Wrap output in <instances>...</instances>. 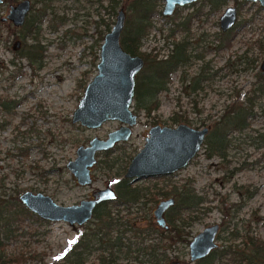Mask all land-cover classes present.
Instances as JSON below:
<instances>
[{
	"label": "rangeland",
	"instance_id": "374dc122",
	"mask_svg": "<svg viewBox=\"0 0 264 264\" xmlns=\"http://www.w3.org/2000/svg\"><path fill=\"white\" fill-rule=\"evenodd\" d=\"M18 1L4 0L0 19ZM121 3L123 6L128 0ZM230 5L237 8L238 17L230 32L234 36L226 46L225 39L230 36L222 35L219 16ZM106 6L107 0L100 7L94 0H55L37 36L41 57L32 64L27 57L17 54L23 44L20 29L0 20V102L9 101L7 104L12 108V115L0 108V124H5L0 127V178L6 192L18 195L24 191L41 192L58 204L72 205L89 198L97 189L106 186L114 189L131 157L142 148L150 127L185 123L211 130L224 105L249 94L255 86L264 59V55L259 57V45L264 46V8L245 0H227L216 10L199 0L178 8L172 16H163L161 0L140 51L164 59L174 42L185 38L193 56L190 64L171 74L167 89L157 97L158 109L150 115L136 110L132 102L137 121L130 137L107 151L98 152L91 167L92 183L79 185L66 167L75 158L76 148L87 145L93 137L104 139L121 124L106 120L99 127L88 128L72 122V113L84 88L96 74L103 36L115 22L116 15L109 13ZM99 19L109 23V30ZM182 21L187 22V27L177 25ZM16 41L20 42L18 48H14ZM27 43L34 42L28 39ZM146 64L144 60L138 74L146 70ZM201 69L206 76L200 83L201 89L184 90L180 77L189 82ZM256 94L251 125L246 131L232 135V144L224 158L207 157L203 145L184 168L168 176L142 178L132 184L164 191L191 185L204 202L194 214L196 217L184 227V234L192 238L206 226L219 224L218 252L230 249L250 254L258 241L264 242V147H258L264 140V92ZM168 196H160L157 202L147 206L152 223H155L152 210ZM129 216H138L137 224L146 226L141 211ZM36 217L26 219L20 231L22 235L12 245L32 256L25 264H59L60 255L91 226L89 222L70 226L67 222ZM246 240L255 242V246L250 242L245 244ZM166 252L172 260L195 264L189 261L187 246L172 244ZM216 256L217 253L213 255ZM84 264H97L96 253L88 256ZM117 264H126V260ZM213 264L233 263L226 256Z\"/></svg>",
	"mask_w": 264,
	"mask_h": 264
},
{
	"label": "trees",
	"instance_id": "16d2710c",
	"mask_svg": "<svg viewBox=\"0 0 264 264\" xmlns=\"http://www.w3.org/2000/svg\"><path fill=\"white\" fill-rule=\"evenodd\" d=\"M31 9L24 24L19 28L22 37L20 55L28 58L29 63L37 61L41 57L39 46V32L44 17L52 9L55 0H30ZM91 1V0H87ZM99 7L103 0H94ZM124 1V0H123ZM227 0H204L205 3L219 9ZM4 2V1H3ZM122 0H107L108 10L116 15L121 8ZM161 0H128L125 5L124 28L120 35L122 48L131 55H139L147 60L146 70L138 74L134 90V108L150 115L159 107L158 95L167 89L170 76L178 69L188 66L193 57L186 39L183 38L174 42L172 49L166 57L156 59L140 51L142 39L149 33L153 25V17L158 13ZM39 5L38 8L36 6ZM127 11V12H126ZM98 21V20H97ZM96 21V23H97ZM99 23L105 24L109 30V23L99 19ZM187 22H180L178 26H184ZM186 26V25H185ZM187 27V26H186ZM234 29V28H233ZM233 29L222 32L223 36H230L225 39V45L230 44L234 34ZM174 35V32H173ZM32 40L34 43L28 44ZM259 55H264V46L259 45ZM259 56V57H260ZM205 70L192 77L189 82L185 77H180V83L184 90L190 92L201 89L200 83L206 79ZM188 84H185V82ZM264 92V71L256 74V84L252 90L236 97L231 103L225 104L219 119L213 124L211 130L205 137L203 145L206 147V156L214 155L224 158L232 144V135L246 131L255 116L254 106L256 93ZM175 121L179 122L180 119ZM260 137V136H259ZM263 143V144H262ZM258 147H264V140ZM262 144V145H261ZM0 264H25L28 258L25 252L12 245L22 235L24 222L34 214L29 212L18 200L17 192H6L3 178H0ZM116 200L109 203H101L94 210L91 226L81 233L71 248L60 255L59 264H84L85 259L96 253L97 264H117L119 260H126V264H166L171 259L166 250L172 244L187 246L189 238L184 234V227L189 224L204 198L198 195L191 187H181L169 191L141 188L132 186L126 179H120L116 185ZM180 189V190H179ZM176 190V192H174ZM173 195L174 205L166 212V223L168 229L163 230L155 223H152L150 210L147 206L155 203L160 196ZM112 204L116 208L108 207ZM121 206V208H120ZM135 207V210L131 209ZM141 209V210H140ZM124 211L127 216H123ZM143 213L146 226L138 223V216L129 218L131 214ZM37 218V217H36ZM39 219V218H37ZM189 219V221H187ZM132 221V222H131ZM255 242L246 240L245 244ZM253 253L247 254L244 251H231L224 249L221 252L213 251L208 257L197 261L195 264H213L215 260L221 262L229 256L233 264H264V242L258 241ZM217 253L214 258L213 255Z\"/></svg>",
	"mask_w": 264,
	"mask_h": 264
},
{
	"label": "water",
	"instance_id": "95a60500",
	"mask_svg": "<svg viewBox=\"0 0 264 264\" xmlns=\"http://www.w3.org/2000/svg\"><path fill=\"white\" fill-rule=\"evenodd\" d=\"M3 1L0 0V5ZM196 1L198 0H163L161 14L170 16L176 7ZM246 1L258 2L264 8V0ZM125 5L119 8L115 22L103 36L96 74L86 84L72 113L73 123L79 122L88 128L99 127L106 120H117L121 123L118 128L108 132L104 139L93 137L87 145H79L75 151V158L67 162V169L81 186L92 183L91 167L97 161L96 154L111 149L120 141H126L137 121V115L132 111L131 106L135 78L144 67V59L139 55L129 54L120 44L126 16ZM30 9V0H19L8 7L6 16L0 20L9 21L15 28H20ZM236 19V8L227 6L219 18L220 30L226 32L232 28ZM260 69L264 71V59ZM208 132L207 126L194 128L185 123L174 127L161 125L150 127L142 148L131 157L123 177L137 180L169 175L182 169L198 154ZM115 199V192L108 186L94 191L91 199H82L72 205L58 204L41 192L24 191L18 195L20 203L35 216L50 222H67L70 226L87 223L97 204ZM174 203V198L169 197L156 204L152 213L158 227L167 228L164 213ZM218 229L219 226L215 223L194 235L188 245L190 263L204 259L217 248ZM167 264L183 263L179 259H173Z\"/></svg>",
	"mask_w": 264,
	"mask_h": 264
},
{
	"label": "flooded vegetation",
	"instance_id": "af4514ba",
	"mask_svg": "<svg viewBox=\"0 0 264 264\" xmlns=\"http://www.w3.org/2000/svg\"><path fill=\"white\" fill-rule=\"evenodd\" d=\"M198 1H199V0H198ZM245 1H246V0H245ZM196 2H197V1H196ZM247 2H248V1H247ZM194 3H195V2H194ZM194 3H192V4H194ZM253 3H258V2H253ZM192 4H191V5H192ZM187 5H190V4H187ZM187 5H184V6H187ZM258 5L260 6L259 3H258ZM230 6H231V5H230ZM181 7H183V6H181ZM234 7H235V6H234ZM260 7H261V6H260ZM178 8H180V7H176L175 10L173 11V13H174ZM235 8H236V7H235ZM261 8H263V7H261ZM223 11H224V10H223ZM173 13H172V15H173ZM222 13H223V12H222ZM222 13H221V15H222ZM236 14H237V17H238L237 8H236ZM172 15H170V16H172ZM221 15H220V16H221ZM220 16H219V18H220ZM236 23H237V19H236V22H235L234 26H233L232 28H230L229 30L233 29V28L235 27ZM220 31H221V30H220ZM227 31H228V30H227ZM227 31H226V32H227ZM221 32H222V31H221ZM186 43H187V46H188V42H187V41H186ZM19 44H20V42H19V41H16L15 44H14V48H18V47H19ZM17 54L20 55L19 52H17ZM22 56H23V55H22ZM259 56H260V55H259ZM260 64H261V63H260ZM259 69H260V66H259ZM260 71H262V70L260 69ZM7 102H9V101H7ZM7 102H6V100H3L2 102H0V108H1L6 114L12 115V108L7 104ZM4 125H5V124H0V127L2 128ZM115 145H116V144H115ZM24 154H25V153H24V151H23V155H24ZM92 167H93V166H92ZM126 168H127V167H126ZM183 168H184V167H183ZM91 169H92V168H91ZM125 170H126V169H125ZM124 172H125V171H124ZM175 172H176V171H175ZM123 174H124V173H123ZM172 174H173V173H172ZM169 175H170V174H169ZM161 176H168V175H161ZM153 177H159V176H153ZM147 178H149V177H147ZM122 179H126V178L123 177ZM140 179H142V178H140ZM126 180H128V181L130 182V184L132 185L134 181H137V180H139V179H137V180L126 179ZM117 183H118V181H117ZM117 183L115 184V188H114V189L111 188V189L115 192V194L117 193V188H116ZM132 186H134V185H132ZM136 186H137V185H136ZM108 187H110V186H108ZM138 187H139V186H138ZM92 193H93V192H92ZM92 193L90 194V197L87 198V199H91V198H92ZM116 196H117V194H116ZM167 196H168V195H167ZM169 197H172V198H174V200H175V197H174V196H171V195L168 196V197H166V198H169ZM166 198H164V199H166ZM115 200H116V199H115ZM115 200H113V201H115ZM113 201H104V202H101V203H109V202H113ZM158 202H159V201H158ZM101 203H99V204H101ZM99 204H97V206H98ZM97 206H96V207H97ZM96 207H95V209H96ZM170 208H171V207H170ZM170 208H169V209H170ZM95 209H94V210H95ZM169 209H168V210H169ZM198 209H199V208H198ZM168 210H167V211H168ZM167 211H166V212H167ZM152 212H153V210H152ZM166 212L164 213V217H165ZM93 213H94V211H93ZM152 215H153V213H152ZM92 216H93V215H92ZM153 217H154V216H153ZM91 219H92V217H91ZM91 219H90V220H91ZM90 220H89V221H90ZM165 220H166V218H165ZM89 221H88V222H89ZM155 224H156V223H155ZM156 225H157V224H156ZM218 226H219V224H218ZM168 227H169V226H167V228H164L163 230L168 229ZM161 229H162V228H161ZM219 229H220V226H219ZM219 229H218V232H219ZM199 232H200V231H199ZM195 235H196V234H195ZM217 235H218V233H217ZM193 237H194V236H193ZM193 237H192V238H193ZM192 238H189V242H190V240H191ZM216 238H217V236H216ZM216 243H217V242H216ZM188 245H189V243H188ZM188 245H187V248H188ZM217 245H218V244H217ZM217 248H218V246H217ZM217 248H215L214 250L217 251ZM214 250H213V251H214ZM213 251H212V252H213ZM212 252H211V253H212ZM211 253H210V254H211ZM245 253H246V252H245ZM188 254H189V250H188ZM210 254H209V255H210ZM209 255H208V256H209ZM208 256H207V257H208ZM205 258H206V257H205ZM205 258H204V259H205ZM171 260H172V259H171ZM171 260H170V261H171ZM201 260H202V259H201ZM170 261H169V262H170ZM180 261H181V260H180ZM197 261H200V260H197ZM197 261H194L193 263H196ZM169 262H168V263H169ZM181 262H182V261H181ZM182 263H183V262H182ZM166 264H167V263H166ZM183 264H184V263H183Z\"/></svg>",
	"mask_w": 264,
	"mask_h": 264
}]
</instances>
